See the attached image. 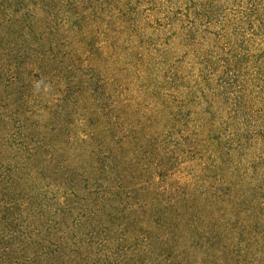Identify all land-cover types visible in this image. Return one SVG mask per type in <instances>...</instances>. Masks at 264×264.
Wrapping results in <instances>:
<instances>
[{"label": "trees", "instance_id": "trees-1", "mask_svg": "<svg viewBox=\"0 0 264 264\" xmlns=\"http://www.w3.org/2000/svg\"><path fill=\"white\" fill-rule=\"evenodd\" d=\"M103 2L0 0V264H264L259 187L175 177L177 73L168 93L117 37L94 47Z\"/></svg>", "mask_w": 264, "mask_h": 264}, {"label": "rangeland", "instance_id": "rangeland-1", "mask_svg": "<svg viewBox=\"0 0 264 264\" xmlns=\"http://www.w3.org/2000/svg\"><path fill=\"white\" fill-rule=\"evenodd\" d=\"M102 8L94 47L117 37L116 47L139 53L165 92L168 75L177 73L171 108L179 107L187 134L176 148L181 169L175 177H241L249 189L259 187L260 194L252 192L264 207V0H104ZM102 30L107 35L97 37ZM132 63L123 56V66ZM180 130L169 140L177 141ZM52 190L43 181L27 190L34 207L45 204L36 221L55 212L61 194Z\"/></svg>", "mask_w": 264, "mask_h": 264}]
</instances>
